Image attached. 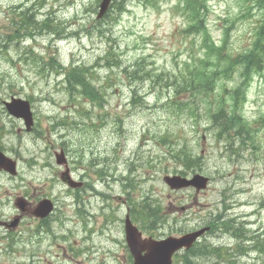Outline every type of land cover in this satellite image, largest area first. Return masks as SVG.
Returning <instances> with one entry per match:
<instances>
[{"label":"rangeland","instance_id":"rangeland-1","mask_svg":"<svg viewBox=\"0 0 264 264\" xmlns=\"http://www.w3.org/2000/svg\"><path fill=\"white\" fill-rule=\"evenodd\" d=\"M95 3L96 0H0V35L13 30L12 20L21 10L19 6L33 7L35 19L49 18L53 28L50 32L37 27L20 31L22 38L3 40L5 48H0V149L16 163L14 175L0 173V221L18 218L13 228L0 223V264H132L123 223L130 202L143 204L144 196L148 205L161 214L157 229L164 235L209 223L206 219L218 211L216 206L223 192L237 203L233 217L249 220L247 225L252 231L264 227V131L258 132L259 150H245L238 160L233 153L226 158L224 141H216L210 131L201 130L206 129L207 119L195 128L187 113L167 114L171 108L165 105L164 95L168 92L164 88L147 89L145 100L133 104L132 90L145 78L129 80L119 67L107 68L104 60L94 65L112 46L123 66L145 54L148 61L154 62L151 69L155 66L172 72L190 55L191 48L197 55L200 53V33L184 36L182 29L187 21L173 9L175 0H156L154 8L130 0L127 11L114 23H105L103 17L96 19ZM206 3L205 25L214 38L220 37V31L213 29L222 27L216 25L228 20L235 30L232 40L236 48L253 41L251 32L264 14V0ZM245 6L250 7V14L237 20L238 14L246 12ZM103 25L107 26L104 37L99 35ZM71 61L93 66L94 73H87V77L95 87L104 89L102 107L79 92L71 94L67 84L61 83ZM251 79L240 99L245 100L241 112L254 120L264 116V80L258 87ZM232 81L239 83L235 77ZM223 84L230 87V82ZM144 91L138 89V93ZM12 96L28 100L33 111L32 129L26 130L22 120L7 112L3 101ZM63 117L74 121L60 125L57 120ZM202 133L206 135L201 138ZM180 146L190 150L192 156L199 155V173L212 176L204 191L170 188L162 180L175 170L172 157ZM59 147L66 153L71 176L83 181L79 191H70L59 179L63 167L56 164L54 157ZM232 147L234 151L238 145ZM177 171L182 170L178 167ZM177 171L174 174L186 173ZM95 189L104 193L105 209L99 208ZM19 197L26 203L19 205L27 206L29 211L40 200L53 198V209L44 219L20 213L14 204ZM78 201L80 207L76 208ZM146 214L140 212L143 222L129 216L146 229ZM219 230L221 238L213 244L229 249L215 254L218 251L210 248L200 261L264 264V254L251 245L253 242L244 241L241 246L246 252L237 254L234 246L238 240L225 235L222 225ZM179 261L174 258L172 264Z\"/></svg>","mask_w":264,"mask_h":264},{"label":"trees","instance_id":"trees-1","mask_svg":"<svg viewBox=\"0 0 264 264\" xmlns=\"http://www.w3.org/2000/svg\"><path fill=\"white\" fill-rule=\"evenodd\" d=\"M99 1L100 0H96L95 4H98ZM112 1V6L110 5L102 18L105 23H107V20L113 23L116 22L118 17L124 11H127L126 4L130 0H126V2L125 0ZM137 1L151 8L156 7V0ZM18 6H16V8H18ZM19 8H21V10L15 12L13 17L15 19L12 20L13 30H11V33L5 34L6 36L0 35L1 49L5 48V41L3 40L13 38L17 41L22 38L20 31L27 32L32 28L33 30L38 28L50 32V30L53 29L48 23L51 21L49 18L39 21L35 19L33 7L25 6L23 8L19 6ZM207 9L206 0H185L183 6V11L187 17V24L183 30L184 33L187 35L201 33L202 36L204 35V45L211 39L205 25V12ZM247 13H249V10L246 14ZM261 16L262 20H259V25L256 28V40L253 41L254 43L252 42V46L249 45V47H245L246 49H243L244 51L239 54H233L232 50L226 47L227 33H224L226 40L221 47H215L213 42H209L208 44L210 46H204L205 49L201 55L200 53L197 55L191 48L189 58H187V60H189H185L181 65L175 66V70L172 72L155 68V66L151 69L154 62L148 61V57L145 54H139L133 61L123 66L122 61L117 60L119 54L114 52L112 46L107 48L103 56L95 60L94 65H101L99 61L104 60V65L107 68L119 67L129 80L136 81L144 77L145 80L142 81L145 82L136 83L138 86L136 85V89L132 90L130 97L131 101L134 100L137 102L141 99L145 100L143 94L146 93V91L143 93L139 92V94L138 89L143 88V86L147 84L150 89L161 87L165 89V92H168L167 96L164 95V97H166L165 105L171 108L167 114L174 116L175 113L183 111L188 114L194 126H198L205 115L209 121V125L203 130L206 131L210 129L213 132L212 136L215 140L224 141V149L226 152L233 153L237 156L236 160H238L242 157L241 153L246 149L254 153L261 148L258 140L261 136L258 132L264 131V116L249 120L242 117L240 113V106L242 104V100L240 99V96H242L241 86L246 83V80L253 72H257V70L264 67V14ZM100 30L101 32L99 35H103L105 32L104 25ZM92 68L93 66L74 64L73 61H71L69 67L65 71V82L71 94L79 92L82 97L86 98L88 101L102 107V103L105 100L104 89L102 86L95 87L87 77V73H94V71L91 70ZM236 72L238 73L237 76H240L242 80H240L237 86H231L229 89L223 83H226L227 80H231L232 77L234 78ZM222 79H226L225 82H223ZM218 81H221L222 84L218 83ZM202 100H205L203 103L206 107L205 110H203L202 107ZM79 112L87 115L86 112ZM254 123L257 124V126ZM227 140H229V145L226 144ZM234 144H237L238 147L232 151V145ZM261 149L264 150V148ZM175 157L186 169L193 167V165H197L195 163L196 157L192 156L190 150L184 146H180ZM144 197L145 201L143 204L142 202H130V213L132 212L131 215L133 214V217L143 222V219L140 217V212H143V206L146 205L150 210L146 208L145 212L147 214L144 218H147V222L152 224L149 226H153L160 215L157 212V208L150 207L147 202L148 198L146 196ZM139 204H141V207H139L140 209L138 210L137 206ZM257 242L259 243V241ZM207 248L208 247L203 246L200 248V251L202 253L206 252ZM240 248L242 252H246L247 250L245 247ZM257 249L264 254L263 241L259 243ZM190 253L192 252L188 250L186 256L183 257L185 260L184 264H193L189 260ZM219 253L220 250L217 254Z\"/></svg>","mask_w":264,"mask_h":264},{"label":"water","instance_id":"water-1","mask_svg":"<svg viewBox=\"0 0 264 264\" xmlns=\"http://www.w3.org/2000/svg\"><path fill=\"white\" fill-rule=\"evenodd\" d=\"M110 0H102L100 4V11L98 15H101L106 9ZM8 111L15 116L24 117L26 120H30V114L28 111L27 103L22 100L12 99L10 103H6ZM62 159H57V162H62ZM14 172V162L4 157L0 152V168ZM191 180H183L184 185L194 184L197 188L200 185V178L205 181L206 178L200 177ZM72 185V183H69ZM50 209V204L46 201L41 202V206L37 208L36 215L44 216ZM202 230H197L193 233H187L179 238L167 237L162 240L152 239H140V233L132 226L128 221L126 222V239L130 250L135 258L134 264H170L172 253L185 246L188 247L196 236L200 234ZM144 250L145 254L141 255L140 252Z\"/></svg>","mask_w":264,"mask_h":264},{"label":"bare ground","instance_id":"bare-ground-1","mask_svg":"<svg viewBox=\"0 0 264 264\" xmlns=\"http://www.w3.org/2000/svg\"><path fill=\"white\" fill-rule=\"evenodd\" d=\"M113 2V1H112ZM112 4V3H111ZM112 6V5H111ZM78 146V145H77ZM106 181V180H105ZM108 181V180H107ZM109 182V181H108ZM96 240V239H95ZM92 250V249H91Z\"/></svg>","mask_w":264,"mask_h":264},{"label":"flooded vegetation","instance_id":"flooded-vegetation-1","mask_svg":"<svg viewBox=\"0 0 264 264\" xmlns=\"http://www.w3.org/2000/svg\"><path fill=\"white\" fill-rule=\"evenodd\" d=\"M11 228V227H10ZM13 228V227H12Z\"/></svg>","mask_w":264,"mask_h":264}]
</instances>
